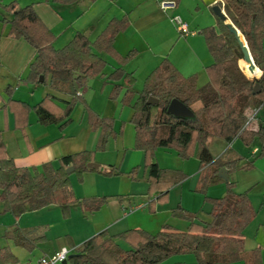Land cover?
I'll use <instances>...</instances> for the list:
<instances>
[{"label":"trees","instance_id":"obj_1","mask_svg":"<svg viewBox=\"0 0 264 264\" xmlns=\"http://www.w3.org/2000/svg\"><path fill=\"white\" fill-rule=\"evenodd\" d=\"M60 4H72L77 0H46ZM178 4L180 0H171ZM223 8L229 21L245 38L252 59L262 71L258 79L245 74L243 52L234 33L218 19L216 26H205L200 30L204 37L212 62L206 67L208 81L198 86L196 75L184 76L164 58L145 78L142 89L136 92L133 72L122 66L134 55H126L114 47L116 36L125 30L130 19L128 15L112 18L100 34L91 40L77 31L62 47H55V35L36 13L33 4L20 6L12 0L1 4L8 14L0 16L1 29L9 26L8 35L23 38L33 49L34 59L29 64L26 80L32 84L43 83L50 88L70 96L62 101L52 94H46L34 105L14 99L13 88L6 87L0 94V110L10 111L14 127L25 133L29 114L34 112L42 124L70 121L71 112L80 98L78 86L88 78L103 75L107 66L104 53L115 59L120 66L107 75L112 81L109 98H120L122 105L132 109L130 122L135 128V145L143 153L145 179L148 183V211L165 203L169 189L181 183L187 175L178 169L161 168L155 156L158 148H171L185 160L196 157L199 171L195 191L204 194L210 203L209 221L196 218V213L177 205L171 210L174 217L188 222L185 230L165 223L156 233L141 228H131L116 235L101 231L73 248L67 264H160L176 256L192 254L198 264H229L242 261L243 264H262L259 248L246 250L244 229L256 216L247 191L236 192L235 179L238 169L253 167V161L235 153L229 144L240 139L250 146L257 138L261 152L255 157H264V118L258 116L257 127L243 128L248 114L264 104V0H223ZM218 28V30H217ZM241 67V68H240ZM43 76V81H40ZM252 76V75H249ZM256 83L259 89L255 90ZM149 97L158 100L149 104ZM172 99H178L189 107L194 118H182L167 111ZM88 123L98 132L95 147L60 157L58 160L42 163L40 167L16 166L9 156L0 130V213H11L15 217L56 204L61 214L68 217L73 204L84 211H96L107 200V196L75 197L70 174L79 178L87 171L88 162H94L95 154L105 150L109 139L115 136L114 119L103 117L92 111L85 103ZM7 127H4V129ZM214 139L225 143L224 149L215 154L211 148ZM68 168H72L70 173ZM226 168L227 178L219 176V170ZM135 168L129 172L132 175ZM96 171L103 175H117L121 171L114 165H105ZM223 181L226 190L219 198L206 196L207 188ZM32 252L46 240L45 228H22L17 224L8 226L2 234ZM67 237V236H66ZM127 245V248L122 246ZM0 264H22L9 246H0ZM184 264V263H177Z\"/></svg>","mask_w":264,"mask_h":264},{"label":"crops","instance_id":"obj_2","mask_svg":"<svg viewBox=\"0 0 264 264\" xmlns=\"http://www.w3.org/2000/svg\"><path fill=\"white\" fill-rule=\"evenodd\" d=\"M10 1L12 0H0V16L2 14L8 15L2 9L1 4ZM15 1L20 6L33 4L36 13L54 33L55 41L53 44L57 48L65 45L77 31L83 34L86 33L85 36L94 40L112 18L128 15L130 23L125 30L116 36L114 47L122 55L135 51L133 57L122 67L126 71L133 72L136 79L134 85L136 92L142 89L147 75L164 58H168L182 75L195 74L198 86L204 85L208 81L206 67L212 62V57L208 52L200 30L205 26H216L219 17L213 12V5L218 4L226 15L223 0H180L172 8H161L154 0H77L72 4H60L46 0ZM80 2L82 4H79ZM174 15H179L187 23L189 29L187 34H182L177 30L172 21ZM84 17L86 19L81 22L80 20ZM227 20H229L228 17ZM8 29L9 26L2 29L0 27V94H2L3 99L8 98L4 90L10 86L13 88L12 97L14 99L25 101L30 105L39 102L46 94H52L62 101H69L70 96L67 94L60 93L48 85H43V83L33 85L26 80L29 64L34 59V49L23 38L9 36ZM93 32L94 37H91ZM99 54L106 59L108 64L103 70V75L88 78L85 83L78 86L80 100L75 104L70 115L71 121L67 125L60 127V123L42 124L32 111L28 117L29 124L25 129V133H22L14 127L12 112L0 110V130L3 129L2 140L16 166L40 167L42 163L55 162L62 156L93 149L98 132L92 130L88 123L85 103L100 116L114 119L115 137L114 140L112 139L113 142H110L106 151L96 152L95 154V160L98 162L99 168L106 164L116 166L118 164L117 167L120 170L127 172L133 166L139 165L141 152L134 150L135 128L130 122L132 110L121 107L120 98L116 100L109 98L113 83L106 77L120 64L102 52ZM246 73L258 76L261 69L258 68L254 75ZM262 109L263 107H260L258 116L264 118V115L260 113ZM4 127L7 128L4 129ZM210 145L215 154L220 153L224 149L222 147H225V143L217 139L211 141ZM231 145L232 143L229 144V147ZM219 146L221 149H219ZM254 149L258 151L256 152ZM260 152L261 145L252 149V158L243 155L246 157V161H253V167L237 170L232 175L235 179L234 190L238 193L247 191L253 207H255L257 213L259 211V214L264 204V157L256 158L255 156ZM155 154L156 161L161 168L181 170L187 175L185 179L189 181L190 178L196 181L199 171V160L196 157L183 160L171 148H158ZM92 172L88 171L85 174L90 175ZM113 176H118L120 179L99 177L100 180H109L104 183L113 186L115 191L112 192L113 194L96 192V182L95 184H89V188L85 189L88 190L86 196H77L78 198L107 196L106 202L98 210L86 212L76 203L82 211H71L70 217L66 220L60 219L59 207L56 204H51L38 210H47L56 214L57 217L60 216V218L55 219V222L47 221L43 224H33L36 218L33 214L38 210L25 212L18 217L14 216L0 222V226L4 227L2 234L12 224H17L22 228L44 227L46 240L38 244L32 252H29L33 254L35 250H38V257L40 258L44 255H51L63 247L73 249L101 231H106L108 235H116L127 229L141 228L147 232L156 233L165 223L177 228L175 224L168 221L174 220L176 224L179 222L173 219L171 214V210L176 207L171 203L172 189L168 192L166 203L157 204L155 211L150 212L147 205L148 198H137L138 202L135 204L133 196L137 195V190L131 179L123 174H114ZM185 183V180L179 183L180 191L177 205L195 212L200 220L209 221L210 203L205 201L201 194H192L189 190H186ZM146 184L147 192L148 183ZM92 186H94V190H91ZM140 187L143 189L145 186L140 184ZM225 189L226 186L223 181L212 184L207 188L206 196L219 198L224 195ZM72 191L75 194L73 188ZM110 197H113V199L110 200ZM255 199L260 202L258 208L254 204ZM1 207L2 204L0 203ZM257 217L258 214L252 221H255ZM62 222L63 227L65 226L64 232L54 234L52 232L54 224ZM187 226L188 222L186 228ZM62 235L69 237L68 241L70 243L61 239ZM244 247L246 250L256 248L253 242H248L245 229ZM173 257L174 259H171ZM173 257L161 263L166 261L169 264L187 263V260L180 257V255ZM191 260L188 259L190 262ZM59 263L62 264V262ZM229 264H243V262L238 261Z\"/></svg>","mask_w":264,"mask_h":264},{"label":"rangeland","instance_id":"obj_3","mask_svg":"<svg viewBox=\"0 0 264 264\" xmlns=\"http://www.w3.org/2000/svg\"><path fill=\"white\" fill-rule=\"evenodd\" d=\"M79 4H82V3L80 2ZM85 17L83 19H81L80 21L83 22L86 19ZM217 30H218V28H217ZM91 37H94V32L91 34ZM60 45H57V46H60ZM244 64H245V62L243 61L242 69H243L244 73L247 75V73L245 72V69H244ZM247 76L249 77V75H247ZM250 77H252V76H250ZM39 84H42V83H39ZM33 85H36V84H33ZM43 85H46V84H43ZM141 86H140V88H141ZM121 107H123V108L126 107L127 109L132 110L131 107L128 106V105H122ZM261 107H263V109H262V111L260 113L262 115H264V104ZM113 125H114V123H113ZM114 137L115 136H112L109 139L108 144H107L105 150H103V151H106L109 148L110 142H113V140H114L113 138ZM257 146L260 147V143H259V141H258L257 138L253 141V143L250 146H245L241 142V140L238 139V138L235 139V140H233L232 141V145H231L232 150L235 153L241 154V155H246L247 157H251V158L253 157L251 151H252V149L254 147H257ZM222 148H224V147H222ZM219 149H221L220 146H219ZM134 150H137L138 152L139 151L141 152L140 153L141 158H140L139 165L133 166V168L136 169L135 172L132 175H130L129 172L132 170V168L129 171H127V172H124V171H122L120 169L119 170L121 171L120 174H123L124 176L128 177L129 179H131L135 183L134 185H135L136 190H137L136 191L137 192V195H134L133 198L135 199V202H136L135 204H137V202H138L137 201L138 200L137 198H139V199L140 198H145V199L147 198V195H146V193H147L146 192V187H147V184L146 183H147V181L145 179V173H144L143 153L139 149L134 148ZM98 152H100V151H98ZM155 156H156V154H155ZM94 162L95 163H98V162H96L95 158H94ZM106 165H113V164H106ZM114 166L117 167L118 164H117V166L116 165H114ZM238 170H241V169H238ZM242 170H245V169H242ZM95 172H98V171L93 170V172L90 175L85 174L86 173L85 172L82 175L81 178H79V176L75 172H72L70 174V182H71L72 188L74 189V192H75L74 195H75V197H77V196H86V192H88V190H85V189L89 188V184H95L96 182H97V187L95 189L96 192H102L101 194H105V192H108L109 194H113L112 192H115L113 186L104 183V182H108L109 180H105V179L100 180L99 177L102 176L103 178H106V179L112 178V177H113V179H120V177L113 176V175L112 176L111 175H103L100 172H98V173H95ZM197 178H198V174H197V177H196V181H195V179L191 180L190 178H189V181L187 179H185V181H186V183H185V189L186 190H189L190 193H192V194H201L204 197V194L203 193H201L199 191H195V188L197 186ZM140 184H143L145 187L143 189H141L142 187H140ZM173 188H177V189H173ZM171 189L173 190L172 195H171V203H173V206H177V204H178L177 203V199H178V195H179V191H180V185L178 184L176 186H173L172 188L169 189V192H170ZM91 190H94V186L91 187ZM141 193H143V194H141ZM114 194H116V193H114ZM109 199L111 200V199H113V197H110ZM166 201H167V199H166ZM166 201H165V203H166ZM163 203H159V204H163ZM254 204H255L256 208H258V206H260L259 205L260 202L257 201L256 199L254 201ZM79 209H80V207L77 204H74L71 207V209H70V213H71V211L72 212H76V211H82L83 210V209L82 210L81 209L79 210ZM0 210H1V208H0ZM260 210H261L260 214H259V211L257 213L258 214V217L255 219L256 222L255 221H252L255 218L254 217L247 224V226L245 228V234L248 237V242L249 243H252L253 242V245L260 249L261 257H262V264H264V204L262 205V208ZM86 212H88V211H86ZM33 215L36 217L34 219V221H33L35 223H33V224H43L44 222H47V221H54L55 222V219H57L58 217L60 218V216H61L60 219H66V220L70 217V214H69L68 217H64L62 214L57 217L56 214H54L52 212L50 213L47 210H38ZM0 217H2V219H0V222H3L6 219L13 218L14 215H12L11 213H0ZM172 218L173 219H176L179 222H177V224H176V222L174 220H168V221L171 222V224H175L177 226V228H179V229L181 228V230L183 228H184V230L186 229V225H187V220L186 219L180 218V217H175L174 218V216ZM196 218L199 219L197 216H196ZM65 222H67V221H65ZM3 228L4 227L0 226V246H9V248L12 250V252L15 253V255H18L17 257L19 259V262L22 263V264H25L28 260H31V262H33V263L38 260V258H39L38 257L39 256L38 255L39 254L38 253V250H35L34 253L32 254V253H29V251L26 250L25 248L20 247V246H16L11 240H6L5 238L2 237V230H3ZM64 228H65V226L63 227V222L60 223V224L55 223L54 226H53V228H52V232L54 234H57V233H60V232H64ZM62 234H64V233H62ZM60 238L63 239L64 241H68L69 240V237H66V235H62ZM68 243H70V242L68 241ZM122 246L125 247V248H127V245L125 243H122ZM180 257H184V259L187 260L186 261L187 263H185V264H198L197 261L194 260L195 258H194V256L192 254L180 255ZM171 259H174V257L171 258ZM188 259H192L191 262L188 261ZM170 261H172V260H170ZM166 262L160 263V264H169V263H166ZM58 264H61V263H58Z\"/></svg>","mask_w":264,"mask_h":264},{"label":"water","instance_id":"obj_4","mask_svg":"<svg viewBox=\"0 0 264 264\" xmlns=\"http://www.w3.org/2000/svg\"><path fill=\"white\" fill-rule=\"evenodd\" d=\"M212 10L213 12L219 17V19L221 21H223L229 28V30L234 33L235 37L237 38L238 40V43L241 47V50L243 52V59L245 61H247L249 63V67H248V70L252 73V74H256V71H255V68H259L255 65L253 59H252V56L250 54V51H249V48L247 46V43H246V40L243 36H241L239 30L229 21L227 20V17L226 15L223 13L222 9L220 8V6L218 4H215L212 6ZM84 35H87L86 33ZM262 66H264V63L262 64ZM260 69V68H259ZM262 74V71L260 73L259 76H255V77H252L250 79H258ZM43 76H40V81H43ZM255 90H258L259 89V84L256 83L255 87H254ZM147 102L149 104H157L158 103V100L154 97H149ZM167 111L173 115H175L176 117H182V118H194V113L192 112V110L187 107L183 102H181L180 100L178 99H172L167 107ZM86 166L88 168H94V169H97L99 168V164L98 163H95V162H88L86 164ZM72 171V168H68L67 169V172L70 173ZM219 176L223 179H226L227 178V170L226 168H221L219 170ZM67 263V260H64L62 261V264H66Z\"/></svg>","mask_w":264,"mask_h":264},{"label":"built area","instance_id":"obj_5","mask_svg":"<svg viewBox=\"0 0 264 264\" xmlns=\"http://www.w3.org/2000/svg\"><path fill=\"white\" fill-rule=\"evenodd\" d=\"M161 8H172L174 7L175 3L171 0H154ZM172 21L176 25L177 30L182 34H187L189 32L188 25L186 22L182 20V18L179 15L172 16ZM259 111L258 109L252 110L246 119V122L243 126V128H252L255 129L257 127L258 121H257V113ZM256 152L257 149H254ZM73 251V249H68L66 247L61 248L60 250L54 252L51 255H44L40 257L36 262H31V260H28L25 264H57L59 262H62L64 260H67L70 253Z\"/></svg>","mask_w":264,"mask_h":264},{"label":"bare ground","instance_id":"obj_6","mask_svg":"<svg viewBox=\"0 0 264 264\" xmlns=\"http://www.w3.org/2000/svg\"><path fill=\"white\" fill-rule=\"evenodd\" d=\"M244 62H245V64H244V69H245V71L248 72V73H250V74H252V73L248 70L249 63H248L247 61H245V60H244ZM257 69H258V68H255V71H257ZM253 75H254V74H253ZM259 75H260V74H259ZM259 75H258V76H259ZM249 77H250V76H249ZM252 77H255V76H252ZM252 77H251V78H252ZM256 77H257V76H256Z\"/></svg>","mask_w":264,"mask_h":264}]
</instances>
